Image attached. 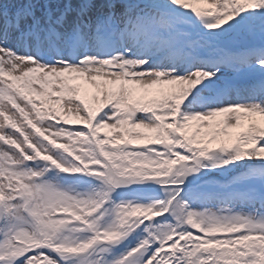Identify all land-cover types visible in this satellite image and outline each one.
I'll use <instances>...</instances> for the list:
<instances>
[{"label": "snow or ice", "instance_id": "6c2138e0", "mask_svg": "<svg viewBox=\"0 0 264 264\" xmlns=\"http://www.w3.org/2000/svg\"><path fill=\"white\" fill-rule=\"evenodd\" d=\"M0 264H264V0H0Z\"/></svg>", "mask_w": 264, "mask_h": 264}, {"label": "rangeland", "instance_id": "374dc122", "mask_svg": "<svg viewBox=\"0 0 264 264\" xmlns=\"http://www.w3.org/2000/svg\"><path fill=\"white\" fill-rule=\"evenodd\" d=\"M202 6H207V5H202Z\"/></svg>", "mask_w": 264, "mask_h": 264}]
</instances>
